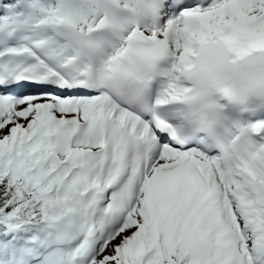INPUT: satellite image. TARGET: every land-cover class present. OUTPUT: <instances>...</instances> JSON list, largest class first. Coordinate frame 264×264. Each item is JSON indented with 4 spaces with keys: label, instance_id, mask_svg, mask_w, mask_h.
<instances>
[{
    "label": "snow or ice",
    "instance_id": "6c2138e0",
    "mask_svg": "<svg viewBox=\"0 0 264 264\" xmlns=\"http://www.w3.org/2000/svg\"><path fill=\"white\" fill-rule=\"evenodd\" d=\"M0 264H264V0H0Z\"/></svg>",
    "mask_w": 264,
    "mask_h": 264
}]
</instances>
